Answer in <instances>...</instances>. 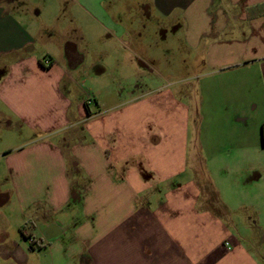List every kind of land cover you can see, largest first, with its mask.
<instances>
[{"label": "crops", "instance_id": "0c3cea01", "mask_svg": "<svg viewBox=\"0 0 264 264\" xmlns=\"http://www.w3.org/2000/svg\"><path fill=\"white\" fill-rule=\"evenodd\" d=\"M263 128L264 0H0V264H264Z\"/></svg>", "mask_w": 264, "mask_h": 264}, {"label": "rangeland", "instance_id": "374dc122", "mask_svg": "<svg viewBox=\"0 0 264 264\" xmlns=\"http://www.w3.org/2000/svg\"><path fill=\"white\" fill-rule=\"evenodd\" d=\"M159 72H163V71L160 70ZM176 73H177V74H181V73H184V72L175 71V72H166V73H164V74H165V76H167L166 78H167L168 81H172V82L174 83V81H175V77L178 76V75H176ZM174 75H176V76H174ZM87 100H88V99H87ZM2 130H3V129H0V135L2 134V133H1ZM12 141H13V138L10 137V136L4 138V142H6V144H2V145H0V148H2V147H6L7 144L10 143V142H12ZM0 165H1V164H0ZM2 180H3V181H6L5 179H2Z\"/></svg>", "mask_w": 264, "mask_h": 264}, {"label": "built area", "instance_id": "2783aa9c", "mask_svg": "<svg viewBox=\"0 0 264 264\" xmlns=\"http://www.w3.org/2000/svg\"><path fill=\"white\" fill-rule=\"evenodd\" d=\"M44 62H45V64L47 65V66H49V65H51V63H52V61L49 59V58H45L44 59ZM90 102V101H89ZM263 134H264V128H263Z\"/></svg>", "mask_w": 264, "mask_h": 264}]
</instances>
